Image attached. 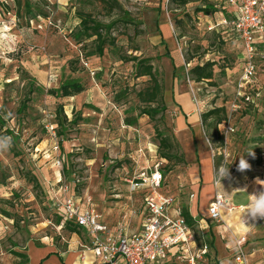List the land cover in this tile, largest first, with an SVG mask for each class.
Here are the masks:
<instances>
[{
  "label": "rangeland",
  "instance_id": "374dc122",
  "mask_svg": "<svg viewBox=\"0 0 264 264\" xmlns=\"http://www.w3.org/2000/svg\"><path fill=\"white\" fill-rule=\"evenodd\" d=\"M17 1L0 0V115L6 118L0 135L13 141L9 151L0 153V264H23L11 252L22 253L30 241L38 244L41 238L55 240L65 233L60 229L64 187L65 193L90 200L104 214L113 209L125 214L126 207L137 206L128 199L125 179L143 162L160 159L158 134L181 155L177 164L165 161L161 168L166 190L187 207L192 186L198 183V155L191 127L177 125L174 94L181 102L187 96L199 116L214 179L222 164L229 168L230 178L221 181L224 193H219L233 196L237 205L260 192L256 180L264 175L259 168L264 153V72L254 76L261 93L257 103L240 104L232 114L218 113L202 122L209 110L228 111L226 104L235 92L233 71L246 53L242 42L227 38L223 43L198 26L194 10L201 0L181 8L169 0H109L110 9L98 0ZM81 15L109 25L107 32L103 29L107 43L101 56L94 54V37L80 35ZM174 18L183 22L177 26ZM141 59H148L161 86L160 100L149 105L137 97L150 85L148 77L135 76ZM205 62L213 63L212 78L194 81L189 70ZM258 67L264 70L261 63ZM67 79L79 80L85 90L72 97L47 93ZM161 105L165 109L153 117H137L142 107ZM59 106L67 120L61 135L54 117ZM217 118L223 119L215 124ZM54 145L63 157L61 169ZM241 156L251 165L249 170L238 171ZM194 206L197 201H191ZM195 235L200 240L197 229ZM212 236V231L204 233L208 244ZM261 260L264 264V256Z\"/></svg>",
  "mask_w": 264,
  "mask_h": 264
},
{
  "label": "built area",
  "instance_id": "2783aa9c",
  "mask_svg": "<svg viewBox=\"0 0 264 264\" xmlns=\"http://www.w3.org/2000/svg\"><path fill=\"white\" fill-rule=\"evenodd\" d=\"M222 2L232 12V18L222 19L220 23L229 25L235 34V40L242 42L246 53V60L239 68V75L234 83L235 92L228 106L227 112L232 114L240 109V104L254 103V76L256 71H259L256 63L258 52L256 40L261 38L264 32V0ZM259 49L258 58L264 66V43ZM84 66H87V63H84ZM192 100L197 106L195 97H192ZM48 128L50 135L55 136L54 126L50 125ZM224 130L228 131L227 128ZM53 150L58 153L56 164L61 169L63 157L60 156L57 145H54ZM164 162L156 160L125 179L129 194L142 195L141 208L144 219L142 228L137 233H127L126 226L121 223L110 228L88 201L86 206L82 207L80 201L73 196H67L65 193L67 188H63L62 223L68 222L86 231L91 238L90 250L97 257L99 264H160L174 247L179 248L178 257L186 264H198L206 256L207 245L194 247L193 229L183 219L177 199L161 191L164 181L161 165ZM261 166L264 167V161ZM213 184L217 187L216 179ZM226 206L227 201L222 194L215 192L207 207L209 219L216 223L222 222L220 210ZM231 208L234 209L229 207L228 210L231 211ZM247 257L246 237L244 235L235 237L233 264H248Z\"/></svg>",
  "mask_w": 264,
  "mask_h": 264
},
{
  "label": "crops",
  "instance_id": "0c3cea01",
  "mask_svg": "<svg viewBox=\"0 0 264 264\" xmlns=\"http://www.w3.org/2000/svg\"><path fill=\"white\" fill-rule=\"evenodd\" d=\"M168 30L169 24H168ZM257 42V51L256 52V63H263L259 60V51L264 43V32L262 33L261 38L256 40ZM239 67L234 73L232 78L233 87L235 80L239 75ZM264 72V70H259ZM264 75V74H263ZM254 93V103H257L259 100L260 89L258 87V81L254 82L253 85ZM175 103L178 105L179 114L176 118L177 125L182 128L183 126L191 127L194 143L198 155V183H194L192 186L191 193L189 195V201L187 207L181 206L178 201V204L182 208H186L189 215L196 221L197 228L193 229L194 232V247L199 248L203 244L207 245L208 252L203 260L198 264H211L210 262L215 260L216 264H232L233 263V241L237 236L244 235L246 237V250L248 253V264H262L263 253V244H264V219L256 220H247L246 223L242 221L243 211L249 201L245 204L234 205L232 203L233 196H222L227 201V206L220 210V215L222 222L216 223L209 219L207 215V207L210 201L213 199L215 190L218 189V192H223L222 187L214 186V171H213V162L205 150V144L202 141L200 128L197 124L198 114L191 107V100H188L187 96L183 102H181L177 96L174 94ZM231 101V100H230ZM229 101V103H230ZM229 103L226 106H229ZM256 105V104H255ZM224 128H222L223 130ZM155 153V152H154ZM264 161V153L261 155L260 169L264 172V167L261 166V163ZM154 161H151V163ZM150 163V164H151ZM146 162H143L142 166H139L138 170L143 169ZM261 181H264L263 177L258 178ZM60 179L58 180V182ZM222 184V183H221ZM166 179L164 175V181L162 185V193L166 195H171L176 198L175 195L168 193L166 190ZM219 187V188H218ZM264 191V188H258L257 191ZM224 193V192H223ZM255 193V192H254ZM67 196H73L80 201L82 207L86 206V202L95 209V206L90 202V200H85L76 196L74 193H66ZM134 198L135 200L133 201ZM128 199L130 202H135L137 206L131 205V207L125 210V214L121 213V210L113 209L109 214H104L101 211H98L101 215V220L106 223L110 228H113L117 223L124 224L126 226L127 233H137L142 228V223L144 219V213L142 210V195L140 193L129 194ZM191 201H197V207H190ZM199 205L201 209L199 208ZM229 207L231 211H229ZM61 208V203H60ZM237 208H241V212H237ZM96 210V209H95ZM62 211V209H61ZM236 211V215L235 212ZM234 219V220H233ZM63 226V225H62ZM60 229H64L63 227ZM232 226V227H231ZM195 229L199 231L200 240H197L195 235ZM65 233L60 234V238L44 237L38 241V244H35L33 241H30L24 247L22 252L28 257V264H99L97 257L90 250L91 238L82 228L76 227L74 231H69L64 229ZM212 231V238L207 243V240L204 239V233H210ZM230 232V233H229ZM211 249H209L210 247ZM179 248L174 247L168 252L166 259L160 264H186V262L178 257L180 254Z\"/></svg>",
  "mask_w": 264,
  "mask_h": 264
},
{
  "label": "trees",
  "instance_id": "16d2710c",
  "mask_svg": "<svg viewBox=\"0 0 264 264\" xmlns=\"http://www.w3.org/2000/svg\"><path fill=\"white\" fill-rule=\"evenodd\" d=\"M102 4L106 5L109 9L111 8V4L109 0H98ZM199 0H169V3L176 8L185 7L187 4L191 2H195ZM202 4L194 10L198 19V26L201 24L204 27L205 31L213 32L216 34L223 43L228 40H234L235 34L230 29L229 25H221L222 19H230L232 18V12L229 10L228 7H225L223 0H201ZM19 2V0L17 1ZM19 5V4H18ZM24 7L28 8L29 11V4L26 2ZM185 17H190L188 13L184 14ZM183 22L182 19L174 18V23L179 26ZM80 35H84L86 38L94 37L93 43L95 46L94 54L101 56L103 53L104 45L107 43V38L103 34V29L109 28V25L105 26L101 22L94 20L90 17L86 18L85 16H80ZM211 28V29H209ZM78 35V36H80ZM74 60H71L69 64H71ZM213 63L205 62L204 64H196L193 66L189 73L193 76V80L196 82H201L204 80H210L213 75ZM175 70V68L173 67ZM136 77H148L150 85H148L143 90L137 92V97L140 102L145 103L147 105L157 102L160 100L161 97V86L154 75L153 66L149 63L148 59H141L138 60L136 63ZM85 90L84 85L77 79H67L58 85L57 88H51L47 90V93L53 97H72L82 93ZM165 109L164 105H161L160 108L158 107H142L140 112L138 113L137 117H141L143 115L147 117H153L154 115L158 114L159 111H163ZM226 109L224 107L214 108L212 110L207 111L201 117L202 122H204L207 118L211 117L212 115L221 113H226ZM54 117H56L55 125L57 130V134L61 135L64 133L66 128L65 122L67 121L63 111L62 106H59L56 112L54 113ZM223 118H217L215 124L220 123ZM6 118L0 115V126L5 123ZM75 123V122H70ZM220 125V124H219ZM159 135L158 140V156L159 160H164L167 162H172L174 165L177 164L181 160V155L178 154L173 147V144L170 140L163 136L162 134ZM170 168L167 167L165 171H168ZM162 173L164 175V171L161 168ZM181 215L185 222L192 228H195L196 221L189 215L186 208H182ZM64 229L69 231H74L75 226L71 223H64L62 226ZM14 256L19 257L22 260L23 264H28V257L20 252H11Z\"/></svg>",
  "mask_w": 264,
  "mask_h": 264
},
{
  "label": "clouds",
  "instance_id": "9594fccd",
  "mask_svg": "<svg viewBox=\"0 0 264 264\" xmlns=\"http://www.w3.org/2000/svg\"><path fill=\"white\" fill-rule=\"evenodd\" d=\"M13 141L10 136L0 135V153H4L10 150L12 147ZM250 155H254L249 152ZM251 165L241 156L240 162L238 165V171L249 170ZM230 178L229 168L222 164L218 170H216V183L223 188L221 181L223 179ZM257 184H260L264 187V181H261L257 178ZM235 190H245L246 189H235ZM250 200L245 209L243 210L242 221L246 223L247 220H256L258 218L264 219V191L258 193H253L249 195ZM238 244V242H235Z\"/></svg>",
  "mask_w": 264,
  "mask_h": 264
}]
</instances>
